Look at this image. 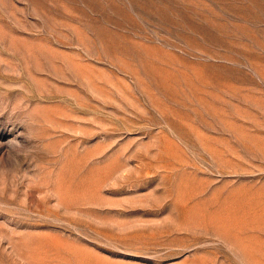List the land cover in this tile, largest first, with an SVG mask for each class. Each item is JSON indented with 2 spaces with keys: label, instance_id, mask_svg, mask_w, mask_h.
Instances as JSON below:
<instances>
[{
  "label": "rangeland",
  "instance_id": "374dc122",
  "mask_svg": "<svg viewBox=\"0 0 264 264\" xmlns=\"http://www.w3.org/2000/svg\"><path fill=\"white\" fill-rule=\"evenodd\" d=\"M0 264H264V0H0Z\"/></svg>",
  "mask_w": 264,
  "mask_h": 264
}]
</instances>
